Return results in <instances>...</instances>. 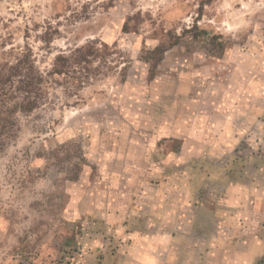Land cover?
Segmentation results:
<instances>
[{
    "label": "rangeland",
    "instance_id": "rangeland-1",
    "mask_svg": "<svg viewBox=\"0 0 264 264\" xmlns=\"http://www.w3.org/2000/svg\"><path fill=\"white\" fill-rule=\"evenodd\" d=\"M205 1L0 0V64L27 46L46 76L55 55L97 48L72 78L45 77L43 103L14 116L0 150V264L123 263L128 240L90 209L102 201V140L126 144L131 126L179 110L187 125H228L234 145L211 161L227 180L264 185V0ZM194 25L209 37L192 38ZM175 37L150 77L146 58ZM160 130L164 144L171 133Z\"/></svg>",
    "mask_w": 264,
    "mask_h": 264
},
{
    "label": "crops",
    "instance_id": "crops-1",
    "mask_svg": "<svg viewBox=\"0 0 264 264\" xmlns=\"http://www.w3.org/2000/svg\"><path fill=\"white\" fill-rule=\"evenodd\" d=\"M181 112L164 126H131L126 144L102 140V201L90 209L128 240L121 264H264V185L227 180L211 161L234 145L228 125H187ZM162 126L171 137L158 144Z\"/></svg>",
    "mask_w": 264,
    "mask_h": 264
},
{
    "label": "trees",
    "instance_id": "trees-1",
    "mask_svg": "<svg viewBox=\"0 0 264 264\" xmlns=\"http://www.w3.org/2000/svg\"><path fill=\"white\" fill-rule=\"evenodd\" d=\"M213 0H206L201 4L202 8L205 4ZM192 33V38L198 39L205 35L209 37L206 31L199 30L196 25L188 31ZM175 42L167 43V45L158 44L151 51V56L146 58L150 65V77H154V70L162 61L164 53L171 48L179 37H175ZM206 39L209 43L213 40ZM42 41L49 44L52 36L44 34ZM175 43V44H174ZM219 51L224 50V46L219 43ZM97 48L92 44H86L80 48L71 51L69 54H57L54 56L50 70L46 76L36 67L33 60L32 51L27 46L21 52L11 56L10 59L0 64V124L4 129L0 132V150L8 144L16 136V122L14 116L17 113L29 114L37 109L44 101L43 87L46 78H72L77 68L84 69L92 64L96 58ZM81 78H75L76 87H80L83 82ZM17 96V97H15ZM3 137V138H2ZM2 138V139H1Z\"/></svg>",
    "mask_w": 264,
    "mask_h": 264
}]
</instances>
